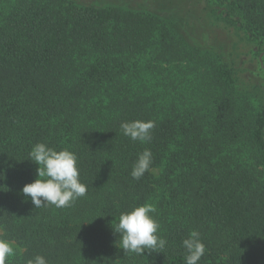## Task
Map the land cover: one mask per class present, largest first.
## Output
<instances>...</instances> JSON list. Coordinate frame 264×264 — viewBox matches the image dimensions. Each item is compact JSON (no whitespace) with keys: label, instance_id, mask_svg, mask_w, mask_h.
<instances>
[{"label":"trees","instance_id":"obj_1","mask_svg":"<svg viewBox=\"0 0 264 264\" xmlns=\"http://www.w3.org/2000/svg\"><path fill=\"white\" fill-rule=\"evenodd\" d=\"M221 4L223 21L264 43V0ZM238 80L221 51L160 15L0 0V239L18 247L6 264H185L192 231L199 264H264V98ZM136 120L154 122L151 141L123 134ZM37 143L77 156L85 197L35 208L22 195ZM145 149L153 162L135 180ZM145 204L166 247L125 255L114 229Z\"/></svg>","mask_w":264,"mask_h":264},{"label":"clouds","instance_id":"obj_2","mask_svg":"<svg viewBox=\"0 0 264 264\" xmlns=\"http://www.w3.org/2000/svg\"><path fill=\"white\" fill-rule=\"evenodd\" d=\"M154 127L153 121L136 120L121 124L125 136L141 143L151 141ZM29 155V160L37 165V179L26 184L21 193L31 199L35 208L70 207L76 200L86 196L87 186L80 181L78 158L73 152L67 149L56 151L44 143H37ZM152 162V152L145 149L133 165L130 173L132 178L140 180L149 171ZM154 212L155 208L151 204H145L120 215L114 233L119 235L121 249L125 255L134 253L144 256L145 252L160 253V250L166 247L167 241L157 234L160 225L152 215ZM182 243L186 251L185 264H199L206 251L200 233L192 231ZM15 254L13 245L5 239H0V264H6ZM27 264H48V261L45 257L37 255L28 260Z\"/></svg>","mask_w":264,"mask_h":264},{"label":"rangeland","instance_id":"obj_3","mask_svg":"<svg viewBox=\"0 0 264 264\" xmlns=\"http://www.w3.org/2000/svg\"><path fill=\"white\" fill-rule=\"evenodd\" d=\"M79 4L121 6L162 16L191 44L221 51L231 62L242 91H255L264 98V43L257 41L238 25L221 19L222 0H74ZM160 170H154L158 176ZM3 231L0 228V236ZM15 250L18 247L10 242ZM22 252L21 249H19Z\"/></svg>","mask_w":264,"mask_h":264}]
</instances>
